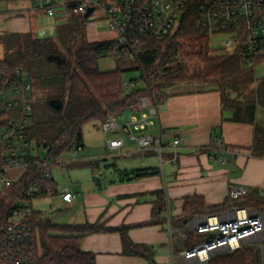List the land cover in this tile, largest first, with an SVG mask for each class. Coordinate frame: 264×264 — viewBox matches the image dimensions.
I'll list each match as a JSON object with an SVG mask.
<instances>
[{
    "label": "trees",
    "instance_id": "trees-1",
    "mask_svg": "<svg viewBox=\"0 0 264 264\" xmlns=\"http://www.w3.org/2000/svg\"><path fill=\"white\" fill-rule=\"evenodd\" d=\"M199 4L200 0H195L190 5L173 35L145 41L138 53V70L144 87L130 93L124 87L125 70L118 67L103 72L98 65L102 56L119 54L117 41L89 42L83 16L73 14L68 23L58 26L56 38L40 39L32 33L0 37L6 51L0 64L23 70L33 90L39 89L47 96L43 104L38 101L33 104L30 135L38 142L51 144L52 153L59 158L73 147L84 148L87 124L102 123L110 117L119 118L145 97L162 104L169 97L170 88L191 85L199 87L191 91H218L223 107L235 110L234 121L255 126L256 147L264 150V130L255 125L253 103H243L230 83L245 71V63L237 55H212L211 40L199 28ZM76 5L72 3V9ZM257 100L264 105V91L259 93ZM70 165L79 166L81 163ZM158 172L155 168L141 169L135 171L132 178ZM21 187L22 182H16L6 190L0 187V251L1 228ZM46 196L48 194L44 193L40 197ZM162 196L157 205L159 213H163L165 207ZM235 205H252L258 209V201L248 196L237 200ZM229 206V199L225 204L211 208L201 197L187 198L184 202L185 219L218 214ZM27 223L37 237L38 264H97L93 253L81 249V242L87 236L111 230L103 223L56 224L43 212L34 209ZM125 230H120L125 249L131 253L143 250L129 242ZM202 237L189 232L186 247L200 244ZM252 246L244 245L237 251L217 254L208 264H261L260 253Z\"/></svg>",
    "mask_w": 264,
    "mask_h": 264
},
{
    "label": "crops",
    "instance_id": "crops-1",
    "mask_svg": "<svg viewBox=\"0 0 264 264\" xmlns=\"http://www.w3.org/2000/svg\"><path fill=\"white\" fill-rule=\"evenodd\" d=\"M72 3L76 2L62 5ZM9 9L0 10V37L32 33L40 39L56 38L57 27L68 23L75 14L63 11L49 17L39 8L32 9L25 4ZM83 17L89 42L116 41V34L108 30L101 10H94L88 18ZM130 111L142 114L148 113L149 108ZM234 114V109L223 107L218 91L169 92V97L158 104V116L151 119L154 125L149 128L151 132L162 134L161 169L156 167L154 159L125 162L124 168L108 165L106 174H102L105 177L78 182L72 191L79 195L72 205L61 202L66 209H72L68 217L62 218L68 219L67 225L103 223L111 228L84 238L81 249L93 253L97 264H190L180 256L181 251L188 249L190 231L186 224L189 220L184 214L187 198L201 197L207 207L213 208L226 203L231 186H243L250 191L249 199L258 201V209L264 208V150L256 147L253 154H249L257 142L255 126L234 121ZM177 139L180 143L173 149L171 145ZM128 146L126 141L125 152L132 154L125 155L134 159L140 157L136 144ZM228 150L240 151V154L232 158ZM143 155L158 156L154 152ZM97 158L99 167L106 159ZM222 158L228 161L221 162ZM148 168L159 172L132 178L135 171ZM164 193L170 200V229L165 214L157 212L160 196ZM258 211L264 213V210ZM205 216L209 215L191 219ZM123 228L129 242L143 250L131 253L125 249L120 231ZM201 236V242L206 240Z\"/></svg>",
    "mask_w": 264,
    "mask_h": 264
},
{
    "label": "built area",
    "instance_id": "built-area-1",
    "mask_svg": "<svg viewBox=\"0 0 264 264\" xmlns=\"http://www.w3.org/2000/svg\"><path fill=\"white\" fill-rule=\"evenodd\" d=\"M36 1L38 8L49 17L63 11L85 16L89 9L101 10L108 30L116 34L119 55L138 61L145 41L173 35L195 0H86L73 9L71 4L64 6L59 0ZM198 14L202 33L210 40L222 37L226 54L237 55L245 64H254L264 58V0H200ZM124 87L128 92V85L124 83ZM32 91L27 73L0 64V187L6 190L22 182L19 196L12 202L1 228L0 264H38L37 237L27 223L32 210L29 199L40 198L44 193L58 194L62 202L72 205L79 195L69 188L60 190L53 169L78 163V154L83 148L73 147L67 152L70 160L61 159L62 156L58 158L52 153L51 144L38 142L30 135L34 101L29 94ZM147 107L148 113L133 116L122 125L117 118L110 117L101 123V129L105 135L123 132L136 144V153L154 152L162 161V134L149 130L154 125L151 119L158 116L157 101L142 100L132 109ZM179 143L177 139L171 147L176 149ZM106 144L119 155L132 154L123 151L126 147L124 137L109 138ZM255 148L256 145L250 155ZM226 152L232 158L240 154L235 150ZM227 161L226 158L221 160ZM96 164H93L95 169L98 168ZM249 193L248 188L233 185L229 192L230 208L226 212L189 220L186 228L190 232L206 238L210 234L215 237L181 251L180 256L190 264H208L215 255L237 251L244 245L258 246L264 254V213L235 205ZM162 200L170 229L171 207L166 193Z\"/></svg>",
    "mask_w": 264,
    "mask_h": 264
},
{
    "label": "rangeland",
    "instance_id": "rangeland-1",
    "mask_svg": "<svg viewBox=\"0 0 264 264\" xmlns=\"http://www.w3.org/2000/svg\"><path fill=\"white\" fill-rule=\"evenodd\" d=\"M60 4H66L70 2H86V0H59ZM25 4L29 8L38 9V4L36 0H0V10L9 7V10H14ZM43 12V10H39ZM38 11V12H39ZM77 15V14H76ZM210 46L212 49L213 56H220L226 54V50L223 49L222 37H212L210 41ZM5 48L0 40V61L5 58ZM100 70L112 71L118 67L126 72L123 74L124 83L128 85V93L132 92L135 89L144 87V83L141 80V71L138 70V61L134 59L122 58L119 54H107L102 56L98 62ZM134 81L133 83L131 81ZM237 92L236 96H240V100L243 103H253L254 105V116H255V125L259 130H264V105H262L257 99L259 93L264 91V58L257 61L254 64H245V71L239 76L233 78L230 82ZM198 86L191 85H177L169 89L170 93H175L179 91H190L197 90ZM30 97L33 101H38L43 104L47 98L46 93L41 90H34L30 92ZM148 97H145L143 100H148ZM154 98H152L153 100ZM134 115L141 117L139 111H130L127 110L122 116H120L117 121L121 125L129 122ZM32 122H30V125ZM100 122H92L85 126L84 128V148L78 154V160L81 163L79 166L75 165H66L63 167H58L53 169V175L59 184V189L64 188L76 189L78 182L81 180L85 181L89 178L94 180L98 177H105L102 174H106L108 165L117 164L120 168H124L123 164L125 162H142L154 159L156 167L161 169V161L158 156H145L142 155L136 159L129 157L128 155H119L117 152L111 151L106 144L107 139L114 137H124L128 141V147H134V144L130 143V139L123 134V132L118 133L117 135L113 132L105 135L100 129ZM125 152V149L123 150ZM42 156H45V153H41ZM106 159L99 163V167L93 169L94 165L98 162V158ZM61 159L70 160L69 154L65 153L62 155ZM12 176H16V173H11ZM256 194H258L256 192ZM258 196V195H257ZM61 197L58 194L48 195L46 197L33 198L31 201V207L34 210L41 211L43 214L52 219L53 222L60 225L68 224V219L64 220L63 217H68L72 209H66L61 204ZM29 205V206H30ZM253 248L260 253L261 264H264V254L258 248V246L253 245Z\"/></svg>",
    "mask_w": 264,
    "mask_h": 264
},
{
    "label": "water",
    "instance_id": "water-1",
    "mask_svg": "<svg viewBox=\"0 0 264 264\" xmlns=\"http://www.w3.org/2000/svg\"><path fill=\"white\" fill-rule=\"evenodd\" d=\"M95 9H89L88 10V12H87V14L85 15V18H88L92 13H93V11H94ZM137 156H141V154H137ZM215 237V235L214 234H210L207 238H206V240H209V239H211V238H214Z\"/></svg>",
    "mask_w": 264,
    "mask_h": 264
}]
</instances>
